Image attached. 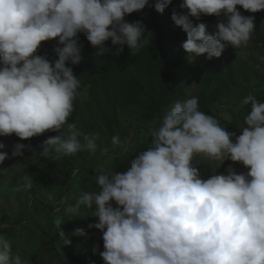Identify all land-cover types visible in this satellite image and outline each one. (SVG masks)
Instances as JSON below:
<instances>
[{"label": "clouds", "instance_id": "1", "mask_svg": "<svg viewBox=\"0 0 264 264\" xmlns=\"http://www.w3.org/2000/svg\"><path fill=\"white\" fill-rule=\"evenodd\" d=\"M173 0H0V137L20 141L46 132L44 152L56 159L82 151L94 152L95 137L79 139L69 122L80 82L73 67L81 61L78 34H83L97 56L117 46L139 52L145 26L125 18L146 6L163 14ZM264 0H182L185 14L171 20L185 34L181 48L188 62L196 57L219 58L231 46H247L255 17ZM186 10V11H185ZM217 18L210 35L201 17ZM56 41L55 60L38 55L42 42ZM71 65V66H67ZM250 105L240 135L199 109L197 97L177 101L151 129L152 146L131 160L121 172L99 174V191L82 193L67 213L79 215L81 206L94 209L96 223L88 229L102 233L104 264H264V102L249 94ZM66 132V136L57 133ZM235 136V139H234ZM112 142L118 144L119 136ZM6 145L0 142V150ZM30 144L16 143L11 156L22 157ZM8 158L0 151V163ZM202 158L241 164L248 171L207 178L197 164ZM195 161V162H194ZM23 189L32 187L25 175ZM63 239L65 221L54 220ZM73 236L86 237L83 228ZM70 241L65 240V243ZM99 250L93 246V253ZM0 264H24L19 250L0 234Z\"/></svg>", "mask_w": 264, "mask_h": 264}, {"label": "trees", "instance_id": "2", "mask_svg": "<svg viewBox=\"0 0 264 264\" xmlns=\"http://www.w3.org/2000/svg\"><path fill=\"white\" fill-rule=\"evenodd\" d=\"M154 2L149 0L150 4ZM181 3L182 0H173L163 14L146 6L125 18L145 26L144 43L136 53L125 46L122 53L114 55L117 46L108 41L107 51L97 56V49L78 34L81 61L76 66L67 65L73 67L80 82L69 122L80 133L82 143L87 142L85 137H95L94 152L85 150L56 159L51 152H44V141L56 133L46 132L23 143L30 144L24 151L28 173L10 178L9 158L0 163L2 197L17 202L15 214H0V234L10 240L13 252L19 250L24 264H104L99 256L103 251L102 233L88 229V224L97 222L90 217L94 209L81 206L79 215L69 214L67 209L82 193L99 191L97 175L126 170L132 159L152 146L151 129L159 127L165 112L177 101L187 99L186 89L195 82L193 71L197 67H202L201 75L191 97H197L199 109L215 117L235 136L245 127L244 117L250 111V105L244 103L246 96L253 94L264 102V74L256 68L259 61L251 59L250 66L248 58H237L234 64H220L221 56L208 60L203 55L192 62L186 60L181 48L186 34L171 20L173 13L185 14L179 8ZM238 10L244 16L255 17L252 44L264 53V11ZM193 23L205 24L210 35L216 32L214 16H204ZM55 46V40L42 42L37 54L55 60ZM113 136H119L118 144L112 142ZM4 138L0 137V142ZM230 164L233 163L226 160L224 166ZM197 167L205 178L213 173L208 165L199 162ZM25 175L31 177L30 189L20 187ZM49 193L53 195L52 203L45 196ZM57 217L65 221L63 239L53 223ZM76 228H83L87 236L71 235ZM90 242L99 246L95 254Z\"/></svg>", "mask_w": 264, "mask_h": 264}, {"label": "rangeland", "instance_id": "3", "mask_svg": "<svg viewBox=\"0 0 264 264\" xmlns=\"http://www.w3.org/2000/svg\"><path fill=\"white\" fill-rule=\"evenodd\" d=\"M239 8V7H238ZM242 14V13H241ZM240 58L243 60H246L248 58V61L251 66V59H255L257 61H259V65L258 67H256L258 69V71L260 73L263 72L264 74V53L259 50H256L253 47L252 44V38L251 40L248 42L247 46H244L238 50L233 49L231 46L227 47L224 52L221 55V59H220V64H224V63H230V64H234L236 59ZM201 69L202 67L199 66L197 67L194 71H193V75H194V79L195 82L196 80L200 77L201 75ZM195 82L193 84H189V87L186 89V97L190 98L192 96L193 93V89H194V85ZM85 95H81V98H84ZM2 143H4L6 145V147L0 151L2 152H6L8 154V158L10 160V166H9V171H8V175L9 177L13 178L14 175H24L26 173L29 172V164L26 162V154L23 153L22 157H12L11 156V152H12V148L13 145L16 143H24L25 141H20L15 135L12 137H6L3 139V141H1ZM199 160V162L203 165H208L211 167L212 171H214L216 168H218L220 166V161H210V160H206V159H202V158H197ZM225 162L221 165L220 168H218L216 170V174H226L225 170L231 166L233 167L237 173L240 172H247L248 169L244 168L241 164L239 167L234 166V164H230L227 168L224 166ZM48 199L49 202H53V195L52 193H49L47 195H45ZM17 212V202L15 200L12 199H4L2 197V190H0V214L2 213H6V214H15ZM91 245H95L94 242H90Z\"/></svg>", "mask_w": 264, "mask_h": 264}]
</instances>
